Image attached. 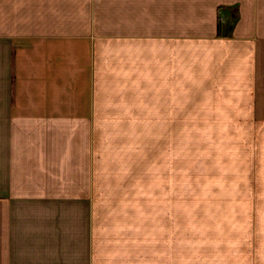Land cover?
Listing matches in <instances>:
<instances>
[{
  "label": "crops",
  "instance_id": "1",
  "mask_svg": "<svg viewBox=\"0 0 264 264\" xmlns=\"http://www.w3.org/2000/svg\"><path fill=\"white\" fill-rule=\"evenodd\" d=\"M181 123H264V0H0V264H212Z\"/></svg>",
  "mask_w": 264,
  "mask_h": 264
},
{
  "label": "rangeland",
  "instance_id": "2",
  "mask_svg": "<svg viewBox=\"0 0 264 264\" xmlns=\"http://www.w3.org/2000/svg\"><path fill=\"white\" fill-rule=\"evenodd\" d=\"M178 168L181 257L264 260V123H181Z\"/></svg>",
  "mask_w": 264,
  "mask_h": 264
}]
</instances>
